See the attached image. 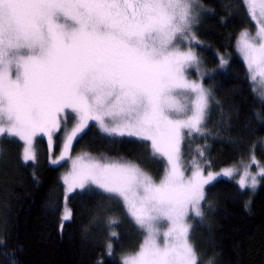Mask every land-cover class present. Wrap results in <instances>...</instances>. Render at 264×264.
Wrapping results in <instances>:
<instances>
[{
	"label": "snow or ice",
	"instance_id": "1",
	"mask_svg": "<svg viewBox=\"0 0 264 264\" xmlns=\"http://www.w3.org/2000/svg\"><path fill=\"white\" fill-rule=\"evenodd\" d=\"M248 2L256 32L242 31L237 50L249 81L264 88V0ZM197 8V0H0V138L22 142L23 162H35L37 136L46 135L51 148L68 109L76 122L52 164L65 160L89 122L109 137L150 141L152 155L167 161L157 183L131 162L84 154L63 178L68 191L95 187L119 199L144 230L139 251L121 264H198L187 219L203 216L205 186L220 174L205 176L193 159L185 178L181 166L184 137L203 133L210 101L209 90L186 77L193 66L200 71ZM226 63L221 57V67ZM249 175L245 169L241 188H255L264 168L250 184ZM70 215L66 210L63 220Z\"/></svg>",
	"mask_w": 264,
	"mask_h": 264
},
{
	"label": "trees",
	"instance_id": "2",
	"mask_svg": "<svg viewBox=\"0 0 264 264\" xmlns=\"http://www.w3.org/2000/svg\"><path fill=\"white\" fill-rule=\"evenodd\" d=\"M197 2L209 10L194 29L197 53L209 69L219 63L217 54L228 59L223 71L203 80L210 101L197 144L205 170L216 172L247 160L251 150L262 157L253 146L264 138V102L235 51L237 35L251 26L244 1ZM98 135L90 126L73 152L120 156L154 175L161 170L147 143ZM21 154L19 141L0 139V264L10 259L15 264H120L118 255L138 249L139 228L115 198L92 189L68 197L71 218L59 230L65 165L50 166L45 156L36 164L24 163ZM187 154L184 145V159ZM201 209L203 216L190 233L198 264H264V184L251 196L218 179L206 187ZM111 229L116 236L110 239V257L105 248Z\"/></svg>",
	"mask_w": 264,
	"mask_h": 264
},
{
	"label": "rangeland",
	"instance_id": "3",
	"mask_svg": "<svg viewBox=\"0 0 264 264\" xmlns=\"http://www.w3.org/2000/svg\"><path fill=\"white\" fill-rule=\"evenodd\" d=\"M243 1H244V4H245L246 11H247V14H248V17H249V21H250V25H251L248 29H244V30H247L251 35H255L256 26L250 20V5H249V2H248V0H243ZM256 3H257V6H258L259 5V0H256ZM197 11L200 13V16L198 17L197 23H195L193 25V32H194V34H195L194 29L199 25L202 16L204 14H206V13L209 12V10L207 8H205L204 6H203V8H197ZM244 30H242V31H244ZM241 32H239V34L237 35L236 41H235V51H236V54H237L238 58L243 62L242 57H241L240 53L237 50V41L239 39V36H240V33ZM199 45H200V43L199 44H193V50L195 51V53L197 54V56L199 58V61H200V65H199L200 71L197 72L195 66H193V67L187 69V71H186V77L189 80H195L197 82L202 83L203 86L207 89V87L203 83L204 78H206V77H208V76H210V75H212V74H214L216 72L223 71L226 68L227 64H228V59L225 58V57H222L221 54H217L219 56V57L217 56L219 58V63L217 64L216 67H214L212 69H209V68L206 67V64H205V61L203 59V56L202 55H199L197 53L196 49H195V47L196 46H199ZM185 48H186V45H185ZM221 57L227 62L223 67H221V65H220V58ZM243 64H244V62H243ZM244 66H245V64H244ZM247 75H248V72H247ZM258 81H259V78H258ZM255 88L257 89V92H258L257 94H258L259 99L264 102V99L261 98V93L264 92V88H262L260 86L259 82H257L255 84ZM180 99L183 100L184 97L181 96ZM193 99H194V97H193ZM58 118L61 121V128L58 131H54L52 133V146H51V148L49 147L48 137L46 135H39V136H37L35 138V141H34V150H35V155H36L35 162L29 161L27 163L36 164L39 161L40 157L45 156L47 158V162H48V164L50 166L56 167V166H59L61 164H64L65 165V169L61 172V175H60V180H61V183L63 185V202H62V211H61V215H60L59 230H61L63 228L64 224L66 222H68L70 220V218H71V215H70V218L68 220H63V216H64L66 210L68 212H70V214H71V211H70V209H69V207L67 205V199H68V197L70 195L74 194L75 192H83V191H86V190H80V189H75L73 191H68L67 186L64 183V179L63 178L65 176H67L71 172V170H72V161L75 160L76 158L81 157L84 154H88L89 156H92L94 158H97V159L101 160V162H104L105 161V158H107V160H117V161H121V162H131V163L137 165L143 172H145L146 174H148L149 176H151L153 178V180L156 181L157 183L163 177V175L165 173V168L167 166V161H166L165 158H162V157H159V156H153L152 155V149L150 147V141H142V140L137 139L136 137H128V136H124V137H109V136H107L106 134H104L103 132H101L99 130V128L95 125V122H89V126L84 130L83 133H85L86 130L90 126L91 127L93 126L94 129H95V131L99 134L98 137L99 136H103V137H106V138H124V139H129V140H134V141H141V142L147 143V145H148V147L150 149L151 155L153 157H155L160 162V164H161V170L160 171H155L154 170L155 169L154 164L148 163V164H150V166L152 168H154V169H152L153 171H155V175H154L152 173V171L147 170V169L141 167L138 163H136L134 161H131V160H127V159L122 158L120 156H106V155H100V154H91V153H88L86 151L73 152V146H74L76 140L83 133L79 134L78 137L73 141L72 146H71L69 152L68 153H65V160L61 161L60 164H55V165L52 164L51 163V160L54 159V158H58L61 155L62 151H63L65 133L66 132H70L71 129H72V127L74 126V124L76 122L75 119H74V114L71 112L70 109L66 110L64 113H61ZM65 120L67 121L66 125H65ZM202 127H203V125H202ZM199 135H201V134H193V136H191V137L185 135L184 140H183V142L181 144V166H182V169L184 170L185 178L190 177L191 174H192V171H193L192 161H193V159H195L200 164V166L204 169V175L205 176L209 172V171H206L205 170V164L202 161V156H200L199 155V152H198V149L202 150V148L197 144V138H198ZM5 137H7V136H5ZM15 140H17V139H15ZM20 143L22 144V142H20ZM184 145H186V147L188 149V154H187V158L186 159H184V156H183V147H184ZM256 148L259 149V151L261 153V156H262L261 158H259L254 153V151L251 150V153L249 154L247 160L240 161L239 163H237L235 165H232V166H229V167L220 169V170H218L216 172H212L214 175H216V174H220V175H216V178L213 181H211L208 185H206L205 186V189H206L207 186H209L214 181H216L218 179H223V180H227V181L232 182L241 191H248L249 194L252 196L257 191V189L260 187V185L264 184V176L256 175L260 171L261 168H264V138H262L259 142H257L253 146V149H256ZM22 151H23V144H22ZM21 159H22V154H21ZM225 169H232L233 170V175L231 177L222 175V173H223V171ZM245 169H247L248 173L250 174L249 176L245 177L247 183L250 184V182H251V176L252 175H256V179H257L258 183H257V185H256L255 188L247 187V186L244 187V188H241L240 187L239 181H240V179L242 177H244ZM92 190H96V191H98V192H100L102 194L108 195L107 193H104L103 191H101L99 189H96L95 187H93ZM116 201L121 205V207L124 210L127 218L136 225V223L132 220V218L125 211V208L123 206V203L119 199H116ZM202 203H203V201L201 202V206H202ZM200 218L201 217H196L192 213L189 214V217L187 219V222L191 225V229H192L193 223L196 222V221H198ZM191 229H190V233H191ZM139 230L142 233V240H141V243L139 244L138 249L136 251L122 253V254L118 255L117 256V260L119 261L120 264H121V258L123 256L135 255L139 251L140 245L143 243V241L145 239V236H146V233L144 232V230H142L140 228H139ZM161 230L163 231L164 229L162 228ZM112 232H115V230H112V229L109 230V242H107L106 248H105L106 255L107 256H110V257L112 256V253H111V255L108 254L107 245L108 244H111L112 249H113V243L110 242V239L111 238H115V237L111 236V233Z\"/></svg>",
	"mask_w": 264,
	"mask_h": 264
}]
</instances>
